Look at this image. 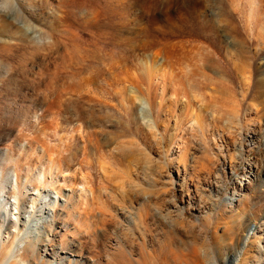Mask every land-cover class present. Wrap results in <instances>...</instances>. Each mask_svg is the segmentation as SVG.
I'll use <instances>...</instances> for the list:
<instances>
[{
  "label": "rangeland",
  "instance_id": "1",
  "mask_svg": "<svg viewBox=\"0 0 264 264\" xmlns=\"http://www.w3.org/2000/svg\"><path fill=\"white\" fill-rule=\"evenodd\" d=\"M26 3L28 33L0 11V255L32 211L22 264H122L139 212L159 264H264V0Z\"/></svg>",
  "mask_w": 264,
  "mask_h": 264
},
{
  "label": "bare ground",
  "instance_id": "2",
  "mask_svg": "<svg viewBox=\"0 0 264 264\" xmlns=\"http://www.w3.org/2000/svg\"><path fill=\"white\" fill-rule=\"evenodd\" d=\"M21 4H22V0H0V11H2V13H3L1 16L4 17L5 19H9L11 22H16L20 26V28L25 31V33H28V31L30 29H33V26L30 24L31 19L29 17H24L21 15V8L22 7L25 8L27 6V8L31 9V8H36L37 6L36 7H34L32 5L28 6L29 4H27V3L25 5H21ZM27 15L29 16V14H27ZM30 26H32V27H30ZM139 62L142 63L143 65L146 63V61H144L142 59H140ZM125 70L127 73L131 74V72L128 69H125ZM63 100L67 102L69 99L63 98ZM4 155H5L6 159H13V157L9 153V150L5 151ZM248 172H251V167L248 169ZM257 180H260V177L257 178ZM37 200L38 199L36 197H30V199H28V200L24 198L23 200H21V202L22 203L29 202L31 204V207H33L37 204L36 203ZM6 203H7V201L4 202V204H6ZM2 204H3V202H0V206H2ZM142 207H143V205H142ZM27 212L28 211L22 212V215L20 214V217H19V219H20L19 221L22 224V227L25 228V230L23 232H22V229H20L21 231L17 230L18 238L16 240H12V241L8 242L7 244H4L6 251L2 252V254L0 255V264H10V263L22 264L24 258H26L25 255L29 254L28 252H30L31 256L34 255V253L37 249L38 239L35 237L32 238V237H30V235H28L26 228L28 226H31V225L33 226V224H31V221H33V219L31 218L32 217V211H29L28 214H27ZM138 213H136L137 214L136 219H138V218L139 219L136 221L134 218V223H135V228L140 233V240H142L143 244L140 245L134 239L135 242H133L134 243L133 245L137 249H139L140 251H141V246H147L148 245L150 247V250H144L142 253L140 252V254L137 258L128 257L131 252L128 251L129 255H127L125 253V251H123L121 248L119 249V252H117V253H119L121 255V257H123L121 260L122 264H123V262H124V264H159L153 260L154 257L158 258V253H155V249L152 247L151 241H149L147 239L148 228L146 227L145 224H144L145 226L140 224V223H142L141 217L143 218L144 215L141 216V214H138ZM142 214H144V213H142ZM33 215H35V214H33ZM41 216L42 215L39 214L36 219H40ZM51 219L53 221L55 219V215L52 214ZM140 220H141V222H140ZM53 223H54V221H53ZM34 224L36 225V224H38V222L34 223ZM34 228L37 229L36 227H34ZM21 242H24L22 248L19 247V245H20L19 243H21ZM145 243H147V244H145ZM2 245H3V243H2ZM163 248L161 247L160 249H163ZM20 249H22V252H20ZM160 257H161V255H160Z\"/></svg>",
  "mask_w": 264,
  "mask_h": 264
}]
</instances>
